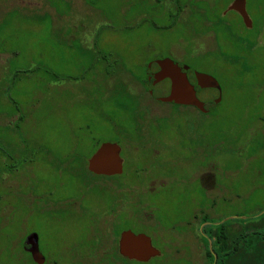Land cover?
I'll use <instances>...</instances> for the list:
<instances>
[{
    "label": "rangeland",
    "instance_id": "rangeland-1",
    "mask_svg": "<svg viewBox=\"0 0 264 264\" xmlns=\"http://www.w3.org/2000/svg\"><path fill=\"white\" fill-rule=\"evenodd\" d=\"M233 1L0 0V264H35L29 234L44 264H208L204 221L231 240L264 215V0H245L251 28ZM83 8L110 63H59L53 17ZM164 59L192 84L215 78L221 101L214 89H197L207 112L154 100L139 83ZM103 143L120 146L121 175L87 170ZM125 230L160 256L123 258ZM239 257L264 264V245Z\"/></svg>",
    "mask_w": 264,
    "mask_h": 264
},
{
    "label": "water",
    "instance_id": "water-1",
    "mask_svg": "<svg viewBox=\"0 0 264 264\" xmlns=\"http://www.w3.org/2000/svg\"><path fill=\"white\" fill-rule=\"evenodd\" d=\"M227 11L238 13L243 24L248 28L252 27V21L246 11L245 0H234ZM183 68L184 70L188 69L186 66ZM180 70L181 68L178 64L173 63L170 59L149 63L146 68V90L148 94L157 102L194 106L202 112H207V109L204 102L198 99L197 88L201 90H216L218 97L214 99V103L217 104L221 101V87L215 78L195 72V83L192 84L185 73H178ZM171 73H177L176 79L179 75V85H175V87L171 86V81L175 78L170 76ZM120 153L121 148L115 143L101 144L88 159L87 170L97 176L121 175L123 173V160ZM22 247L25 252L30 253L31 259L35 264L45 263V257L39 250L38 236L36 234H30L23 242ZM118 251L123 258L140 263H146L152 258L160 256V252L152 245L150 237L142 233L135 234L130 230L120 233Z\"/></svg>",
    "mask_w": 264,
    "mask_h": 264
},
{
    "label": "crops",
    "instance_id": "crops-1",
    "mask_svg": "<svg viewBox=\"0 0 264 264\" xmlns=\"http://www.w3.org/2000/svg\"><path fill=\"white\" fill-rule=\"evenodd\" d=\"M131 9L132 7L128 5L124 11L127 12ZM92 13H95V11H90L88 8H83L79 13H75L73 18H68V15L66 14L53 17L54 24H52L51 27L53 37H60L57 39H63L64 45H66V50H68L67 58L60 55L61 61L62 59H66L67 61H59V63H110L108 57L104 58L99 54L103 52L101 48L104 46L106 40H104V37H101V35L98 37L97 34H93L91 32L93 26L92 19L94 17ZM138 17L140 16H137V18ZM65 20H73L75 23L66 22V24H62L64 27H68L66 28V31H63L65 28L59 27V25ZM112 63L124 62L118 60Z\"/></svg>",
    "mask_w": 264,
    "mask_h": 264
},
{
    "label": "trees",
    "instance_id": "trees-1",
    "mask_svg": "<svg viewBox=\"0 0 264 264\" xmlns=\"http://www.w3.org/2000/svg\"><path fill=\"white\" fill-rule=\"evenodd\" d=\"M146 80L139 83L143 88L146 86ZM145 92L147 93L146 87ZM206 227V235L211 243H206V255L208 264H237L240 260L239 253H252L257 251L258 246L264 245V215L257 216L254 221L244 222L240 224L241 230L238 231L233 238H228L227 230L229 225L221 224V228L212 227L204 221ZM224 224V226H222ZM204 230V227L202 228ZM117 238L118 234H114ZM232 245V246H230Z\"/></svg>",
    "mask_w": 264,
    "mask_h": 264
},
{
    "label": "flooded vegetation",
    "instance_id": "flooded-vegetation-1",
    "mask_svg": "<svg viewBox=\"0 0 264 264\" xmlns=\"http://www.w3.org/2000/svg\"><path fill=\"white\" fill-rule=\"evenodd\" d=\"M236 13V12H235ZM237 15L239 16V14L237 13ZM240 17V16H239ZM180 68H181V70H180V72H178L179 74H181V73H185L186 75H187V77H188V73L190 72V68H188L187 70H184V68L183 67H181L180 66ZM193 77H194V75H193ZM188 79H189V77H188ZM195 79V78H194ZM197 88V87H196ZM198 89V88H197ZM192 107H194V106H192ZM194 108H196V107H194ZM197 109V108H196ZM198 110V109H197ZM30 235V234H29ZM29 235H27V237L29 236ZM26 237V238H27ZM26 238L24 239V241L26 240ZM118 239H119V237H118ZM23 241V242H24ZM39 242V241H38ZM22 245H23V243H22ZM117 249H118V240H117ZM40 250V249H39ZM25 252V251H24ZM115 252H116V250H115ZM25 253H27L28 254V256L29 257H31V255H30V253H28V252H25ZM118 254H119V251H118ZM120 255V254H119Z\"/></svg>",
    "mask_w": 264,
    "mask_h": 264
}]
</instances>
